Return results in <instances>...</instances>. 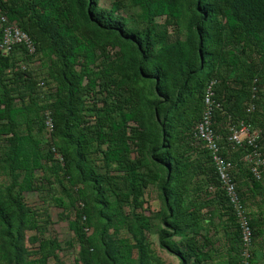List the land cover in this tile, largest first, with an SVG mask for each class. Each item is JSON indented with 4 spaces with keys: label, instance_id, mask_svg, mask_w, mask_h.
<instances>
[{
    "label": "trees",
    "instance_id": "obj_1",
    "mask_svg": "<svg viewBox=\"0 0 264 264\" xmlns=\"http://www.w3.org/2000/svg\"><path fill=\"white\" fill-rule=\"evenodd\" d=\"M0 10L35 46L0 54V264H66L57 252L72 248L74 264H165L149 234L178 264H243L195 125L212 82L215 130L245 120L264 154V0H0ZM246 151L227 157L247 208L264 173L252 177ZM50 206L71 232L63 243L45 235Z\"/></svg>",
    "mask_w": 264,
    "mask_h": 264
},
{
    "label": "built area",
    "instance_id": "obj_2",
    "mask_svg": "<svg viewBox=\"0 0 264 264\" xmlns=\"http://www.w3.org/2000/svg\"><path fill=\"white\" fill-rule=\"evenodd\" d=\"M0 54H7L12 48L21 44L29 54L35 52V46L29 35L21 30L18 25L9 20L0 10ZM21 68L24 64L20 63ZM221 109V103L215 98L212 82L208 83L202 93V110L200 119L195 125L196 135L209 151L218 180L225 195L231 204L235 219L237 221L241 237L242 263L249 264L251 258V247L253 240V229L249 222L246 207L242 203L236 189L233 169L234 163L228 159L227 154L235 151L238 147L246 148L243 160L247 163L248 171L256 180H260L264 173V154L257 145L260 130L253 127L245 120L233 121L227 117L222 126V132L214 128V115ZM254 109L252 100L245 104L247 113ZM46 136L50 137L52 131V120L47 114L44 120ZM47 137V139H49ZM222 141L224 143H222ZM53 151H55L53 149ZM55 157L61 161L62 156L55 152ZM81 206V203H79Z\"/></svg>",
    "mask_w": 264,
    "mask_h": 264
},
{
    "label": "rangeland",
    "instance_id": "obj_3",
    "mask_svg": "<svg viewBox=\"0 0 264 264\" xmlns=\"http://www.w3.org/2000/svg\"><path fill=\"white\" fill-rule=\"evenodd\" d=\"M113 0H100V4L105 7H109ZM146 201L151 209L159 208V199L157 196V191L155 188H150L146 192ZM25 202L32 206H38L41 204L38 194L36 192H26L24 194ZM247 211V209H246ZM49 213L51 215V224L48 225L46 236H54L62 243L68 237L71 236V232L68 230L67 222L64 219H59L58 214L60 209L54 206H50ZM248 217L249 212L247 211ZM31 233V232H30ZM149 240L151 247L154 252L160 256L166 264H178V260L160 249L157 244V238L155 234H149ZM77 251V248L65 249L64 251H58L57 255L60 257L66 264H74L73 257Z\"/></svg>",
    "mask_w": 264,
    "mask_h": 264
},
{
    "label": "crops",
    "instance_id": "obj_4",
    "mask_svg": "<svg viewBox=\"0 0 264 264\" xmlns=\"http://www.w3.org/2000/svg\"><path fill=\"white\" fill-rule=\"evenodd\" d=\"M262 186L258 195L247 204L246 208L253 218L255 231L259 233L251 247L253 256H255V264H264V178ZM243 189L246 190L245 187Z\"/></svg>",
    "mask_w": 264,
    "mask_h": 264
}]
</instances>
